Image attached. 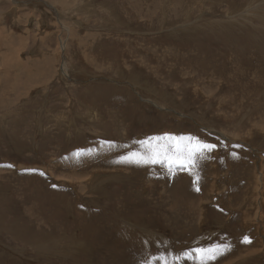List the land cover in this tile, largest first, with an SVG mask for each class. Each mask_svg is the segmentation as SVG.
<instances>
[{
	"label": "rangeland",
	"instance_id": "374dc122",
	"mask_svg": "<svg viewBox=\"0 0 264 264\" xmlns=\"http://www.w3.org/2000/svg\"><path fill=\"white\" fill-rule=\"evenodd\" d=\"M217 246L264 264V0H0V264Z\"/></svg>",
	"mask_w": 264,
	"mask_h": 264
},
{
	"label": "snow or ice",
	"instance_id": "6c2138e0",
	"mask_svg": "<svg viewBox=\"0 0 264 264\" xmlns=\"http://www.w3.org/2000/svg\"><path fill=\"white\" fill-rule=\"evenodd\" d=\"M171 139H175V138H171ZM215 147L216 146L214 144H202L200 142H197L195 145H192L191 138H189V144L187 145L185 149L178 148L177 153L174 154L173 157L168 156L165 151L164 158L167 159L170 164L181 163L183 161H187V163L190 166L194 167L193 159L195 156H197L198 154L202 155L205 150L211 151ZM157 156H159L158 152L148 157H140L137 159V162L143 161V162L155 163L157 162ZM193 253L195 254V257L199 259V264H208V261L210 259L220 254V249H219V246H217L216 248L208 249V250L197 248V249L192 250V252L185 253V258L192 256ZM161 260H162V264H167L166 259L161 258ZM173 264H175V261L173 262Z\"/></svg>",
	"mask_w": 264,
	"mask_h": 264
},
{
	"label": "crops",
	"instance_id": "0c3cea01",
	"mask_svg": "<svg viewBox=\"0 0 264 264\" xmlns=\"http://www.w3.org/2000/svg\"><path fill=\"white\" fill-rule=\"evenodd\" d=\"M29 69H30V67H29ZM24 71H26V70H24ZM170 168H171V170H170ZM161 170L164 171V172H166L167 175H170L171 172H172V165L171 166L163 167ZM169 196L172 197V200L170 202H174L175 201L174 198H173L174 196L173 195H169ZM184 259H188V257L187 258L184 257Z\"/></svg>",
	"mask_w": 264,
	"mask_h": 264
},
{
	"label": "bare ground",
	"instance_id": "6f19581e",
	"mask_svg": "<svg viewBox=\"0 0 264 264\" xmlns=\"http://www.w3.org/2000/svg\"><path fill=\"white\" fill-rule=\"evenodd\" d=\"M2 1V0H1ZM66 3V2H65ZM8 42H10V41H8ZM11 43V42H10ZM8 44V43H7ZM65 46V45H64ZM195 185V184H194ZM245 192V191H244Z\"/></svg>",
	"mask_w": 264,
	"mask_h": 264
}]
</instances>
